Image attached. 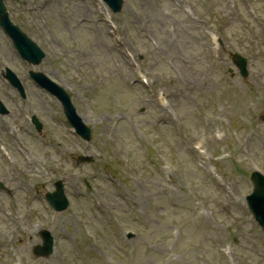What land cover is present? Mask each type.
<instances>
[{"label": "rangeland", "instance_id": "1", "mask_svg": "<svg viewBox=\"0 0 264 264\" xmlns=\"http://www.w3.org/2000/svg\"><path fill=\"white\" fill-rule=\"evenodd\" d=\"M248 1L127 0L117 23L130 47L126 42L122 46L145 55L140 66L152 78L162 81L160 89L168 100V110L181 113L176 123L138 84L130 88L123 81V99L119 96L109 106L96 103L89 93L91 85L98 79L110 82L130 78V66L120 47L110 40L107 47L103 29L85 23L91 11L88 2L58 0L66 4L63 15L57 11L58 5L54 2L53 9V0L50 2L46 12L52 38L63 43L67 57L78 62L80 69L75 71L67 60V74L77 77L84 96L89 98L90 106L83 104L82 114L98 123L91 144L94 151L107 157L123 187L103 174L92 181L89 192L81 186L72 188L71 193L76 196L72 213L42 217L61 238L55 257L31 263L264 264V243L249 226L244 213L233 198L213 189L211 182L193 169L187 156L193 141L201 138L205 145L210 137L215 141V131L223 130L222 121L235 119L215 109L218 105L231 106L240 96L223 81V63L215 57L211 62L204 58L203 33L210 21L229 32L233 31L232 21L247 18L249 32L253 34L248 40H240V44L246 51L251 49L250 43L259 46L251 70L256 73L255 80L260 72L264 73V45L262 35L258 34L262 30L255 18L247 16ZM252 1L264 18V0ZM212 9L220 16H214ZM66 16L69 22L64 21ZM144 32L156 34L168 46L165 60V52L146 47ZM73 41L80 44L78 49ZM209 52L212 56L211 47ZM166 61L177 67L179 75ZM222 61L226 63L227 56ZM232 79L240 84L237 77ZM213 108L216 115L208 119L204 113L213 112ZM53 120L47 117L48 124ZM35 148L42 155L46 149L41 144ZM251 151L258 153L260 162L256 164L264 169V134ZM248 163L246 170H250ZM184 172L191 185L184 182ZM69 182L78 183L75 177ZM191 202L197 204V210L191 208ZM126 231L136 236L126 241ZM232 239L235 243H231ZM223 249H229L230 254H222Z\"/></svg>", "mask_w": 264, "mask_h": 264}]
</instances>
